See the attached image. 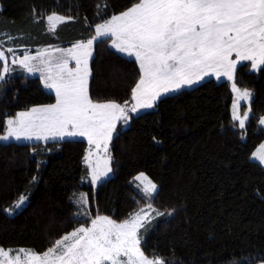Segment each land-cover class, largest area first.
Listing matches in <instances>:
<instances>
[{"label": "trees", "instance_id": "trees-1", "mask_svg": "<svg viewBox=\"0 0 264 264\" xmlns=\"http://www.w3.org/2000/svg\"><path fill=\"white\" fill-rule=\"evenodd\" d=\"M136 0H0V48L19 55L44 48L71 47L94 34V24L125 10ZM73 17L50 31L51 13ZM7 33L14 37L8 41ZM2 66V65H0ZM90 66L94 100L123 102L139 75V66L108 43L97 42ZM237 87L251 91L250 117L244 129L232 119L229 82L214 79L162 98L156 110L133 117L130 127L117 126L110 145L112 178L98 186L86 177L83 140L39 143L0 142V247L43 252L56 239L78 227L73 193L88 194L92 216L122 220L147 201L135 184L145 173L156 183L151 201L172 216L156 217L141 229V247L166 264H251L264 259V167L252 153L264 142V67L237 69ZM55 103L38 77L16 70L0 82V135L6 114ZM247 106H244V108ZM155 137V141L153 140ZM33 147L36 151L33 152ZM35 177V181H33ZM82 178H84L82 180ZM21 195L26 206L14 215Z\"/></svg>", "mask_w": 264, "mask_h": 264}, {"label": "snow or ice", "instance_id": "snow-or-ice-1", "mask_svg": "<svg viewBox=\"0 0 264 264\" xmlns=\"http://www.w3.org/2000/svg\"><path fill=\"white\" fill-rule=\"evenodd\" d=\"M72 19L55 12L46 17L50 31ZM93 27V35L67 48L49 46L35 55L27 51L17 55L13 47L0 48V82L6 81L15 71L12 66L18 65L26 73H39L44 87L55 92V103L6 114L0 140L47 142L85 137L86 177L96 185L112 171L109 145L119 123L128 125L133 114L156 108L165 94L190 87L211 75L232 82L231 89L236 94L232 119L238 121L240 129L245 128L251 105L241 115L239 101H250L252 93L237 87L235 76L237 65L244 61L250 62L253 70L264 67V0H136ZM3 35L8 41L14 39L7 33ZM109 41L112 49L134 57L139 66L130 97L122 103L94 100L90 94V61L95 45ZM259 123L264 125V117ZM252 157L264 165V144ZM135 180L140 182L137 187L149 202L127 218L118 221L100 215L98 210L92 216L88 194L73 193L72 200L78 208L74 218L85 222L43 252L0 247V264H166L162 257L150 258L145 254L141 229L147 230L146 225L156 217L172 216L175 209L162 212L153 206L151 201L158 194V187L144 173ZM26 200L27 196L21 195L14 207L5 211L12 214ZM251 259L242 264H251ZM260 264H264V259Z\"/></svg>", "mask_w": 264, "mask_h": 264}, {"label": "rangeland", "instance_id": "rangeland-1", "mask_svg": "<svg viewBox=\"0 0 264 264\" xmlns=\"http://www.w3.org/2000/svg\"><path fill=\"white\" fill-rule=\"evenodd\" d=\"M6 55H9L10 56V54H8V53H6ZM17 55H19L18 53H17ZM31 55H35V54H31ZM245 64H249L250 65V62H247V61H244V62H241V64H238L237 65V69L240 67V66H242V65H245ZM0 65H2V62H0ZM13 68H15V71L16 70H19V71H22L20 68H19V66L18 65H16V66H12ZM263 68V67H262ZM261 68V69H262ZM250 69H251V67H250ZM251 71L252 72H258L259 70H253V69H251ZM14 72V71H13ZM13 72H11V73H13ZM24 72V71H23ZM236 72H237V70H236ZM26 75H28V76H30V77H38V78H40V74L39 73H35V74H29V73H26V72H24ZM41 79V78H40ZM211 79H214L216 82H218V83H220V82H224V81H227V82H229L230 83V85L232 84V82L231 81H228L227 80V78L226 77H221L220 79H217L214 75H211V76H206L202 81H199L198 83H196V84H194V85H192V86H190V87H188V86H186V87H184L183 89H181V90H179V91H177V92H171V93H168V94H165V96L164 97H166V96H171V95H175V94H177V93H179V92H181V91H183V90H191V89H193V88H195V87H197V86H199V85H201V84H203L204 82H206V81H208V80H211ZM42 81V80H41ZM42 84H43V81H42ZM43 86H44V84H43ZM45 88V87H44ZM46 89V91H48V92H50V93H53V94H55V92H54V90H52V89H48V88H45ZM241 90H243L242 88H240ZM232 90V89H231ZM164 97H162V98H164ZM236 99V94L235 93H233V101ZM252 99H253V96L251 97V100L250 101H248V100H244V99H241L240 101H239V112H240V114L241 115H244V113L245 112H247L248 111V108L246 109V107L244 108V106H246V105H249V103L251 104V101H252ZM233 103V102H232ZM154 110H156V108H154V109H148V110H141L139 113H137V114H133V117H137V116H139V115H141V114H143V113H146V112H150V111H154ZM231 113H232V107H231ZM248 116L250 117V112H248ZM247 121V120H246ZM246 121H245V123H246ZM131 122V121H130ZM235 123H236V127H238L239 128V125H238V121H234ZM260 126L262 127V128H264V125H261L260 124ZM128 127H130V123L128 124V125H123V128L124 129H127ZM240 129V128H239ZM116 135V133H114L113 134V137ZM63 139H75V140H83V141H86L87 142V139L85 138V137H80V136H75V137H64ZM0 142L1 143H8L9 142V140H7V141H4V140H0ZM262 144H264V142L262 143ZM111 145V144H110ZM110 145H109V151H110ZM259 148V147H258ZM252 161H257V162H259L258 160H256L255 158H253L252 157ZM262 165V164H261ZM263 167H264V165H263ZM140 174V173H139ZM138 174V175H139ZM145 174V173H144ZM146 175V174H145ZM112 172H110L109 174H108V176H106L108 179H111L112 178ZM147 176V175H146ZM148 177V176H147ZM107 179V180H108ZM140 182L139 181H136L135 180V184L136 185H138ZM99 184H101L100 182L99 183H97L96 184V186H98ZM95 186V187H96ZM138 188V187H137ZM140 189V188H139ZM26 204H27V200L25 201V203L19 208V209H15L14 211H13V213L12 214H9V215H14V214H16L17 212H19V211H21L25 206H26ZM13 208V207H12ZM153 221V220H152ZM264 226V214L263 213H261L260 215H259V219H258V221H257V223H256V225H255V230H254V234H255V236L257 235V232L260 230V228L261 227H263ZM258 264H260V263H258Z\"/></svg>", "mask_w": 264, "mask_h": 264}, {"label": "crops", "instance_id": "crops-1", "mask_svg": "<svg viewBox=\"0 0 264 264\" xmlns=\"http://www.w3.org/2000/svg\"><path fill=\"white\" fill-rule=\"evenodd\" d=\"M117 51V50H116ZM118 52V51H117ZM120 54H122V53H120ZM122 55H124V56H126L125 54H122ZM126 57H128V58H131V59H134V57H129V56H126ZM90 63H91V61H90ZM247 106V108H248V105H246ZM120 124V123H119ZM118 124V125H119ZM117 125V126H118ZM114 138V137H113ZM59 140H66V139H60V138H57L56 140H49V141H47V142H50V141H59ZM72 140H75V139H72ZM9 142H15V143H39V142H44V141H35V140H32V141H29V140H24V139H21V140H19V141H17V140H15V139H9ZM8 142V143H9ZM45 143V142H44ZM88 144V143H87ZM257 162V161H256ZM257 163H259V162H257ZM260 164V163H259ZM263 166V165H262ZM108 176V175H107ZM108 178L107 177H104L103 179H102V181L100 182V183H102V182H104V181H106ZM94 186H96V185H94Z\"/></svg>", "mask_w": 264, "mask_h": 264}]
</instances>
